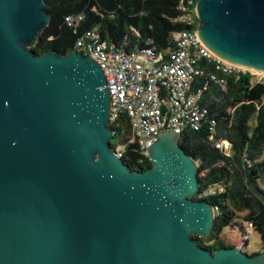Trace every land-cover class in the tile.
Here are the masks:
<instances>
[{"label": "water", "instance_id": "1", "mask_svg": "<svg viewBox=\"0 0 264 264\" xmlns=\"http://www.w3.org/2000/svg\"><path fill=\"white\" fill-rule=\"evenodd\" d=\"M196 34L217 57L264 72V0H198ZM44 0H0V264H264L214 252L197 164L163 131L132 171L115 153L105 75L76 50L37 55Z\"/></svg>", "mask_w": 264, "mask_h": 264}, {"label": "trees", "instance_id": "2", "mask_svg": "<svg viewBox=\"0 0 264 264\" xmlns=\"http://www.w3.org/2000/svg\"><path fill=\"white\" fill-rule=\"evenodd\" d=\"M197 1L44 0L50 20L31 49L37 55L50 50L65 54L73 50L77 34L93 26L99 27L102 39L126 43L131 49L152 45L158 50L169 49L173 34L187 28L180 18L179 4L189 8L196 23ZM78 13H84L85 17L77 26L78 33L74 34L65 17ZM224 78L226 84L222 89L213 84L205 94L211 117L216 122L214 130L209 124L199 131L183 132L179 140L197 164L198 192L193 199L208 201L214 207L209 234L206 237L193 235V238L211 252L234 247L225 243L223 231L234 227L236 232L245 235V222L259 234L263 250L264 186L259 185V180L264 181V79L254 80L248 72L237 78L233 75ZM253 119L255 123L251 125ZM109 126L116 147L122 148V161L132 171L149 168L151 162L146 152L128 141L131 130L126 114L120 113L110 120ZM217 138L231 144L227 154L213 146ZM209 188L217 189L216 193L202 196ZM219 188L222 191H218Z\"/></svg>", "mask_w": 264, "mask_h": 264}, {"label": "built area", "instance_id": "3", "mask_svg": "<svg viewBox=\"0 0 264 264\" xmlns=\"http://www.w3.org/2000/svg\"><path fill=\"white\" fill-rule=\"evenodd\" d=\"M178 9L187 28L174 33L171 47L163 50L153 45L131 49L126 43L102 39L98 26L78 33L77 26L85 14L65 17L73 33H78L73 50L94 59L105 75L111 97L110 120L125 113L131 130L128 141L145 152L163 131L175 132L180 138L183 132L199 131L209 124L213 131L216 122L206 104V92L213 84L222 89L226 75L237 78L248 72L254 78L253 72H257L214 55L196 34L198 19L195 23L183 3ZM213 146L226 154L231 148L222 138L214 139ZM115 153L121 157L122 148L116 147ZM216 191L209 188L202 196ZM241 237L236 246L245 250L246 234Z\"/></svg>", "mask_w": 264, "mask_h": 264}, {"label": "rangeland", "instance_id": "4", "mask_svg": "<svg viewBox=\"0 0 264 264\" xmlns=\"http://www.w3.org/2000/svg\"><path fill=\"white\" fill-rule=\"evenodd\" d=\"M255 80H263L264 79V72H253ZM255 120H251L250 124L254 125ZM112 144L116 147V140H112ZM264 181L259 180V185L264 186ZM242 215V214H238ZM246 232V245L245 250L249 254H253L256 252L262 251V241L259 234L253 229L248 226L247 223H243ZM222 238L224 239L226 244L238 245L242 242L241 234L236 232V228L229 227L223 231Z\"/></svg>", "mask_w": 264, "mask_h": 264}]
</instances>
